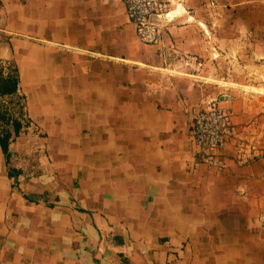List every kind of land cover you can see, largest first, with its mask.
Here are the masks:
<instances>
[{
    "label": "crops",
    "instance_id": "obj_1",
    "mask_svg": "<svg viewBox=\"0 0 264 264\" xmlns=\"http://www.w3.org/2000/svg\"><path fill=\"white\" fill-rule=\"evenodd\" d=\"M206 1L173 0L148 45L121 0H0V77L18 70L9 99L38 130L10 161L0 142V264H264V154L239 122L240 95L264 91V38L246 37L264 11ZM206 93L237 127L224 172L190 136Z\"/></svg>",
    "mask_w": 264,
    "mask_h": 264
},
{
    "label": "built area",
    "instance_id": "obj_2",
    "mask_svg": "<svg viewBox=\"0 0 264 264\" xmlns=\"http://www.w3.org/2000/svg\"><path fill=\"white\" fill-rule=\"evenodd\" d=\"M127 16L134 25L138 39L148 45H160L164 42L167 27L173 22L171 10L173 0H121ZM183 67L191 70V75L198 76L204 67V62L197 54L184 53ZM204 83H208L203 79ZM20 118L23 124L29 121ZM27 120V121H26ZM29 125H33L32 122ZM25 127V126H24ZM28 130L31 126L26 127ZM237 135V127L233 120V113L225 105L220 94L206 93L192 118L190 136L197 147L199 163L209 170L224 172L227 162L223 149L232 142Z\"/></svg>",
    "mask_w": 264,
    "mask_h": 264
},
{
    "label": "rangeland",
    "instance_id": "obj_3",
    "mask_svg": "<svg viewBox=\"0 0 264 264\" xmlns=\"http://www.w3.org/2000/svg\"><path fill=\"white\" fill-rule=\"evenodd\" d=\"M208 1L212 5H214L215 3L216 5L218 4L216 0H208ZM208 1H206L205 3H207ZM232 1L233 3L231 4H233L234 6L237 5V6L245 7L249 5H252V6L255 5L254 7L257 10H254V12L256 11L258 13V10L260 8L262 11H264V7L263 8L261 7L262 5H264V0H235V1L232 0ZM261 1H263V3ZM173 3L174 2L172 1V4L170 6L172 9H176L179 7L178 5L179 2H176L174 5ZM201 6H205V5H201ZM257 13L250 14L249 18L246 19L247 23H249V21L253 22V24L257 23L259 20ZM171 15H173V13ZM262 36L264 38V32H257V33H254L252 36H249L248 34L246 35L248 39H252L251 41H254V40L257 41V39H259V37H262ZM255 62H256L255 65H252L251 67L253 68L252 69L253 71H255L257 74H260L258 76V79H256L255 81L257 82V85H259L261 83H264V57L262 59L257 58ZM11 69L12 68L8 70L6 68L5 71L8 72V71H11ZM261 92L257 91L253 93H245L244 95L242 94L240 95L241 108H240V114H239V117H240L239 122L241 123L240 126L247 127L246 128L247 130H245L246 134L244 136L248 137L249 140H246V141H249L248 143H254L255 145H258L264 154V91H261ZM9 97L10 96H4V97L0 96L1 106L9 109L13 114L14 113L16 114V112L21 113L23 111L24 102L22 101L23 103H20L18 105V103L9 99ZM24 115H26V119H28L29 121L26 120L27 122L23 124L25 127L24 126L22 127L19 135L27 134L28 132H31L30 131L31 129L32 131L35 130L34 132H37L38 131L36 130L37 127H35L33 120L28 116L27 112L23 111L20 117L23 119L25 118ZM30 122H32L33 125H29ZM28 126H31V129L28 130L26 128Z\"/></svg>",
    "mask_w": 264,
    "mask_h": 264
},
{
    "label": "trees",
    "instance_id": "obj_4",
    "mask_svg": "<svg viewBox=\"0 0 264 264\" xmlns=\"http://www.w3.org/2000/svg\"><path fill=\"white\" fill-rule=\"evenodd\" d=\"M19 87L18 70L13 67L6 77H0V96H13ZM22 129V122L9 109L2 107L0 103V142L2 149L10 161V140L19 136Z\"/></svg>",
    "mask_w": 264,
    "mask_h": 264
},
{
    "label": "water",
    "instance_id": "obj_5",
    "mask_svg": "<svg viewBox=\"0 0 264 264\" xmlns=\"http://www.w3.org/2000/svg\"><path fill=\"white\" fill-rule=\"evenodd\" d=\"M229 97H222L223 100H228Z\"/></svg>",
    "mask_w": 264,
    "mask_h": 264
}]
</instances>
